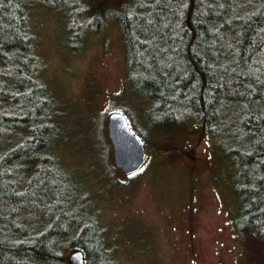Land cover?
Wrapping results in <instances>:
<instances>
[{
	"label": "trees",
	"instance_id": "trees-1",
	"mask_svg": "<svg viewBox=\"0 0 264 264\" xmlns=\"http://www.w3.org/2000/svg\"><path fill=\"white\" fill-rule=\"evenodd\" d=\"M38 4L64 14L75 44L116 11L130 81L162 126L194 119L219 142L242 229L264 236V0H0V264H66L71 248L87 264H116L52 152L63 135L37 50Z\"/></svg>",
	"mask_w": 264,
	"mask_h": 264
},
{
	"label": "rangeland",
	"instance_id": "rangeland-1",
	"mask_svg": "<svg viewBox=\"0 0 264 264\" xmlns=\"http://www.w3.org/2000/svg\"><path fill=\"white\" fill-rule=\"evenodd\" d=\"M34 9L43 75L65 136L52 152L87 196L116 264H264V236L242 229L232 160L196 120L175 126L156 120L153 102L126 73L127 44L116 11L106 12L101 28L75 44L64 14L40 4ZM113 112L126 114L145 146L146 163L135 175L114 164Z\"/></svg>",
	"mask_w": 264,
	"mask_h": 264
},
{
	"label": "water",
	"instance_id": "water-1",
	"mask_svg": "<svg viewBox=\"0 0 264 264\" xmlns=\"http://www.w3.org/2000/svg\"><path fill=\"white\" fill-rule=\"evenodd\" d=\"M108 134L113 145L114 164L125 175L137 173L145 165L147 153L141 139L132 131L130 122L123 112H113L108 118ZM69 264H87L82 250L72 252Z\"/></svg>",
	"mask_w": 264,
	"mask_h": 264
},
{
	"label": "flooded vegetation",
	"instance_id": "flooded-vegetation-1",
	"mask_svg": "<svg viewBox=\"0 0 264 264\" xmlns=\"http://www.w3.org/2000/svg\"><path fill=\"white\" fill-rule=\"evenodd\" d=\"M198 160V158H195V159H193V161H197ZM198 163L199 162H197V163H195V168L198 166ZM191 210L193 211L194 210V208H193V205H191ZM239 210V209H238Z\"/></svg>",
	"mask_w": 264,
	"mask_h": 264
},
{
	"label": "snow or ice",
	"instance_id": "snow-or-ice-1",
	"mask_svg": "<svg viewBox=\"0 0 264 264\" xmlns=\"http://www.w3.org/2000/svg\"><path fill=\"white\" fill-rule=\"evenodd\" d=\"M141 171H143V169H141ZM133 175H135V173H133Z\"/></svg>",
	"mask_w": 264,
	"mask_h": 264
}]
</instances>
